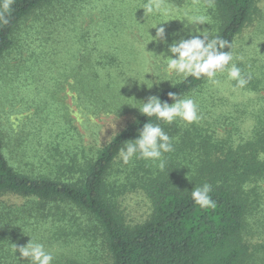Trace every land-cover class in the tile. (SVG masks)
<instances>
[{
	"label": "rangeland",
	"instance_id": "rangeland-1",
	"mask_svg": "<svg viewBox=\"0 0 264 264\" xmlns=\"http://www.w3.org/2000/svg\"><path fill=\"white\" fill-rule=\"evenodd\" d=\"M62 1L75 4L76 17L62 14L68 28L54 21L49 24L46 20L51 14L34 15L20 30L24 32L31 25L35 30L24 40L18 36L3 59L0 127L5 153L20 170L67 178L65 164L74 161L81 165L73 172L72 178H76L80 168L110 141L113 130L121 131L139 114L133 106L181 80L172 77L164 81L163 64L157 55L166 45L151 41L150 35L156 33L152 27L162 23L157 27L165 28L169 44L188 38L194 29L185 27L187 13L205 17V23L197 27L211 37L216 15L214 7L202 0H162V12L153 16H144L140 9L146 0H53V6L58 8ZM99 52L101 59L103 54L115 55L109 60L117 62V71L107 78L101 72L96 79L95 69L89 68ZM232 53L233 63L250 77L244 88H234L236 82L229 81L226 72L218 73V84L207 80L199 91L183 97L195 101L201 117L190 125L200 129L212 149L217 144L223 152L235 148L264 122V0H256L252 17L236 38ZM152 74L158 76V84L151 89L140 84L151 83L144 76L155 81ZM213 151L215 156L219 154ZM181 162L177 159V167L183 169ZM159 163L135 157L128 164L115 160L109 190L127 223H142L149 217L152 202L143 183L154 170H161L155 168ZM257 188L263 197L248 216L243 232L248 246L246 264H264V183ZM0 201L18 205L25 199L2 196ZM92 234L94 240L80 249L69 241L40 243L52 254L53 262L64 263L71 256L78 264H107L105 243L98 232Z\"/></svg>",
	"mask_w": 264,
	"mask_h": 264
},
{
	"label": "trees",
	"instance_id": "trees-1",
	"mask_svg": "<svg viewBox=\"0 0 264 264\" xmlns=\"http://www.w3.org/2000/svg\"><path fill=\"white\" fill-rule=\"evenodd\" d=\"M52 1L10 0L5 10L6 0H0V75L6 62L3 59L18 36L24 40L35 30L31 25L22 32L25 21L47 13L51 14L46 20L49 24L54 21L68 28L62 14L76 17L73 2L62 1L55 8ZM202 1L211 4L216 15V30L210 38L228 41L232 47L223 51L232 52L236 38L252 17L256 0ZM58 13L59 18L54 20ZM101 56L99 52L89 64L95 69L96 79L101 72L103 77L111 76L118 68L117 62L109 60H114L113 53ZM206 81L192 77L178 80L156 96L172 103L168 93L183 98L199 91ZM148 119L159 123L169 135L173 151L163 155L164 168L154 170L156 174L151 173L143 183L152 211L144 222L133 225L118 209L109 190V177L120 148L126 140L137 138L146 116L139 113L113 136L92 161L80 168L76 178H72L73 172L81 165L74 161L65 164L67 178L20 170L5 153L6 141L0 127V197L25 199L18 205L0 201V264H30L27 259L21 261L13 248L30 237L39 243L73 242L80 249L94 240L90 235L94 230L105 243L107 264H246L248 246L243 232L248 216L263 197L257 187L264 183V122L258 123L235 148L223 152L220 145H213L219 153L215 156L211 142L198 127L178 120L166 124L155 117ZM177 159L182 160L183 169L177 167ZM205 183L211 185L214 208H201L192 200L191 191ZM68 257L64 263L56 260L52 264H78Z\"/></svg>",
	"mask_w": 264,
	"mask_h": 264
},
{
	"label": "clouds",
	"instance_id": "clouds-1",
	"mask_svg": "<svg viewBox=\"0 0 264 264\" xmlns=\"http://www.w3.org/2000/svg\"><path fill=\"white\" fill-rule=\"evenodd\" d=\"M10 6V0L3 3V8L7 10ZM164 5L162 0H146L140 9L144 10V16H153L162 12ZM187 21L185 27L193 26L187 34L188 38L181 37L168 43L164 27H157L154 36L150 35L151 41L157 44L166 45V50L157 57L160 58L165 72V80L170 81L172 77L186 80L189 77L197 80L206 78L213 84H218L216 79L218 73L227 74L229 81H235L234 88H244L250 77L242 74L240 67L233 63V53L223 51L225 47L231 48L228 41L222 39L210 38V35L204 30L201 31L198 25H203L206 18L203 16H189L187 13L184 19ZM7 22V21H5ZM153 75V74H152ZM154 76V75H153ZM156 80H146L151 83H140L151 89ZM137 80V79H135ZM138 81V80H137ZM172 103L162 101L158 96L152 95L146 101H139V105L133 106L138 109L139 113L147 117L142 129H138L136 139L126 140L124 146L120 148L117 158L123 163L128 164L134 157L144 160L159 161V167L162 170L165 162L162 159L165 153L173 151L171 138L166 134L159 123H152L148 118L155 117L157 121H163L171 124L177 120L184 122L186 125L198 122L201 117L195 101L191 98H181L178 93H168ZM115 129V128H114ZM119 133L113 130L110 137L117 136ZM264 158V155H262ZM211 185L205 183L202 186L195 187L191 191L192 200L201 208H214L215 201L210 196ZM14 252H19L20 259H27L30 264H52L53 256L46 251L42 243L34 241L31 237L29 242L17 247L13 245Z\"/></svg>",
	"mask_w": 264,
	"mask_h": 264
}]
</instances>
